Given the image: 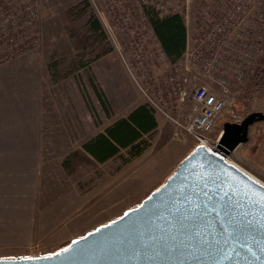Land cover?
I'll return each instance as SVG.
<instances>
[{
    "label": "rangeland",
    "instance_id": "1",
    "mask_svg": "<svg viewBox=\"0 0 264 264\" xmlns=\"http://www.w3.org/2000/svg\"><path fill=\"white\" fill-rule=\"evenodd\" d=\"M219 1L38 0L40 41L26 49L17 42L0 60V260L57 255L138 208L193 152L182 128L192 98L180 105L169 97L173 65L142 2L180 13L192 48ZM90 14L104 38L87 30ZM143 103L164 122L141 157L100 164L83 152L85 141ZM232 111L243 119L264 113V91L241 95ZM226 122L229 114L215 134ZM230 159L264 184V122Z\"/></svg>",
    "mask_w": 264,
    "mask_h": 264
},
{
    "label": "water",
    "instance_id": "2",
    "mask_svg": "<svg viewBox=\"0 0 264 264\" xmlns=\"http://www.w3.org/2000/svg\"><path fill=\"white\" fill-rule=\"evenodd\" d=\"M258 122L224 123L138 208L57 255L0 264H264V184L230 160Z\"/></svg>",
    "mask_w": 264,
    "mask_h": 264
},
{
    "label": "built area",
    "instance_id": "3",
    "mask_svg": "<svg viewBox=\"0 0 264 264\" xmlns=\"http://www.w3.org/2000/svg\"><path fill=\"white\" fill-rule=\"evenodd\" d=\"M38 0H0V60L17 42L26 49L40 41ZM169 97L192 98L189 122L182 126L195 147H215L222 118L240 123L232 111L249 91H264V0H221L213 19L166 78ZM230 111V113H229ZM180 125L176 120H173Z\"/></svg>",
    "mask_w": 264,
    "mask_h": 264
},
{
    "label": "trees",
    "instance_id": "4",
    "mask_svg": "<svg viewBox=\"0 0 264 264\" xmlns=\"http://www.w3.org/2000/svg\"><path fill=\"white\" fill-rule=\"evenodd\" d=\"M142 8L167 60L175 65L187 50V26L183 16L178 12L162 15L155 6L144 2ZM86 27L91 34L104 38L103 27L94 14L89 15ZM95 90L101 104L108 108L104 93L97 88ZM157 128L155 110L143 103L85 141L82 150L100 164L118 157H122L126 164L141 157L151 146L149 138Z\"/></svg>",
    "mask_w": 264,
    "mask_h": 264
},
{
    "label": "crops",
    "instance_id": "5",
    "mask_svg": "<svg viewBox=\"0 0 264 264\" xmlns=\"http://www.w3.org/2000/svg\"><path fill=\"white\" fill-rule=\"evenodd\" d=\"M156 119H157V122H158V128H157V130H160V129H161V126H162V123H163L164 121H163V119H162L159 115H156ZM195 148H196V147H193V148H192V149H193L192 151H194ZM192 153H193V152H192ZM192 153H191V154H192ZM191 154H190V155H191ZM86 155H87V154H86ZM190 155H189V156H190ZM88 156H89V155H88ZM189 156H187L186 158H188ZM89 157H90V156H89ZM186 158H185V159H186ZM185 159H184V160H185ZM184 160H183V161H184ZM183 161H182V162H183ZM182 162H181V163H182ZM181 163H180V164H181ZM146 198H148V197H146Z\"/></svg>",
    "mask_w": 264,
    "mask_h": 264
},
{
    "label": "bare ground",
    "instance_id": "6",
    "mask_svg": "<svg viewBox=\"0 0 264 264\" xmlns=\"http://www.w3.org/2000/svg\"><path fill=\"white\" fill-rule=\"evenodd\" d=\"M133 211V210H132ZM132 211H129L126 215H128L129 213H131Z\"/></svg>",
    "mask_w": 264,
    "mask_h": 264
},
{
    "label": "snow or ice",
    "instance_id": "7",
    "mask_svg": "<svg viewBox=\"0 0 264 264\" xmlns=\"http://www.w3.org/2000/svg\"><path fill=\"white\" fill-rule=\"evenodd\" d=\"M261 199L264 200V197H262Z\"/></svg>",
    "mask_w": 264,
    "mask_h": 264
}]
</instances>
